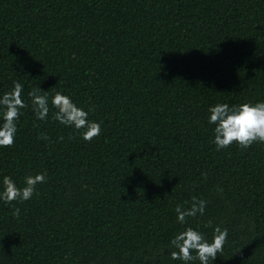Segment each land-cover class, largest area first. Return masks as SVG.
Wrapping results in <instances>:
<instances>
[{
	"label": "trees",
	"instance_id": "trees-1",
	"mask_svg": "<svg viewBox=\"0 0 264 264\" xmlns=\"http://www.w3.org/2000/svg\"><path fill=\"white\" fill-rule=\"evenodd\" d=\"M16 81L26 106L0 177L47 179L0 202V264H181L174 235L210 240L216 226L230 235L209 264H264V144L217 151L206 119L217 103L264 102V0H0V94ZM56 91L98 137L52 118ZM193 196L204 215L180 224Z\"/></svg>",
	"mask_w": 264,
	"mask_h": 264
},
{
	"label": "clouds",
	"instance_id": "clouds-1",
	"mask_svg": "<svg viewBox=\"0 0 264 264\" xmlns=\"http://www.w3.org/2000/svg\"><path fill=\"white\" fill-rule=\"evenodd\" d=\"M22 92L23 85L16 81L11 91L0 94V147L11 146L15 141L17 121L21 109L26 106L21 98ZM29 97L36 119L45 121L50 111L48 91H42L40 87L33 88ZM51 105L55 109L52 118L60 125L74 129L84 141L90 142L101 134V123L91 120L90 112L78 106L62 91H56L51 96ZM206 119L212 125V143L217 151L227 149L234 143L242 149L251 148L257 143L264 144V102L255 105L217 103L208 108ZM46 179L43 172L28 175L24 178L23 187H19L12 176L4 175L0 177V202L9 205L14 201L26 202ZM206 207V200L193 196L190 206L177 204L176 219L180 224H185L188 217L203 216ZM12 214L19 218L20 209L15 208ZM229 235L227 228L216 226L209 240L197 228L186 227L171 239L170 245L175 249L171 256L181 261V264H194L195 261L209 264L210 260L216 261L218 254L223 253Z\"/></svg>",
	"mask_w": 264,
	"mask_h": 264
}]
</instances>
